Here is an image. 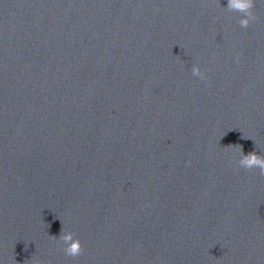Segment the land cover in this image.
<instances>
[{
  "label": "clouds",
  "instance_id": "obj_1",
  "mask_svg": "<svg viewBox=\"0 0 264 264\" xmlns=\"http://www.w3.org/2000/svg\"><path fill=\"white\" fill-rule=\"evenodd\" d=\"M255 6V0H227V9L231 12H238L242 18L239 20V24L242 28H247L252 21L256 19L253 13ZM192 74L201 79H205L203 71L196 65L192 68ZM242 138L246 139L242 136ZM240 158L238 164L241 168L246 170L259 169V174L264 176V155L257 154L253 151L245 155L243 149L239 146ZM57 239V237H52ZM58 243L63 245L64 253L72 258L80 256L84 249L81 241L75 238V234L71 231L66 230L63 226L61 229L60 236L58 237ZM34 264H40L39 261H34Z\"/></svg>",
  "mask_w": 264,
  "mask_h": 264
}]
</instances>
